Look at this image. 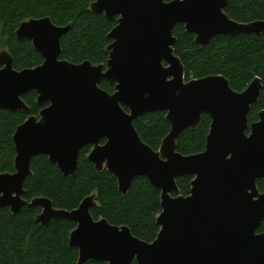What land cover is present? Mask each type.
<instances>
[{
  "label": "water",
  "instance_id": "water-1",
  "mask_svg": "<svg viewBox=\"0 0 264 264\" xmlns=\"http://www.w3.org/2000/svg\"><path fill=\"white\" fill-rule=\"evenodd\" d=\"M226 5L227 0H95L93 15L116 20L106 65L60 59L69 25L58 27L48 17L23 21L14 36L29 41L43 62L16 71L9 53L0 51V111L28 115L23 96L31 91L39 107L47 106L14 132V172L0 174V209L16 215L23 207L39 208L35 221L41 226L73 222L68 245L78 252L77 264H264V233H258L264 192L257 188L264 179V111L248 124L261 81L254 78L243 92L220 75L185 81L173 53L177 25L200 48L217 36L264 35V20L236 22ZM103 80L114 87L112 94L99 87ZM155 112L166 113L170 126L157 151L133 125ZM203 115L211 120L204 151L181 155L178 137L198 129ZM87 146V160L97 173L114 176L122 196L138 177L160 192V231L152 243L127 227L94 220V194L70 212L54 209L43 197L24 200L33 158L44 156L63 177H73ZM181 177L193 178L187 197L176 184Z\"/></svg>",
  "mask_w": 264,
  "mask_h": 264
},
{
  "label": "trees",
  "instance_id": "trees-1",
  "mask_svg": "<svg viewBox=\"0 0 264 264\" xmlns=\"http://www.w3.org/2000/svg\"><path fill=\"white\" fill-rule=\"evenodd\" d=\"M94 1L0 0V42L11 56L13 68L21 71L42 64V57L31 43L18 42L14 32L23 21L45 17L58 27L70 26L60 41L62 61L106 65V48L112 42L108 35L116 26V20L93 15L89 9ZM224 10L230 19L239 23L264 20V0H227ZM173 36L176 38L173 53L184 67L185 81L220 75L231 89L243 92L254 78L260 79L262 89L258 101L248 114L249 125L257 122L258 113L264 111V35L217 36L204 48L195 45L194 36L186 33L182 25L174 28ZM99 87L109 94L114 92L107 81H101ZM36 99L33 91L23 96L30 109L28 115L0 111V174L14 172L12 137L16 128L28 117L38 116L47 106L39 107ZM165 115L164 112L148 113L133 121L142 142L155 151L170 129ZM210 123V118L203 115L198 129L182 133L177 139V152L183 156L203 152ZM90 150L87 146L79 153L73 177H63L56 165L50 164L44 156L33 158L32 175L24 183V200L30 202L43 197L54 209L70 212L94 194L97 202V207L91 210L94 220L104 219L110 225L127 227L134 237L152 243L160 231L156 223L161 213L160 192L147 179L138 177L132 181L127 195L122 196L114 176L107 171L97 173L87 160ZM192 180V177L176 179L183 197L190 194ZM257 188L264 192V179L257 181ZM39 213V208L23 207L16 215L7 208L0 209V264H77L78 252L68 245L76 225L67 220H52L41 226L35 221ZM258 233H264V221ZM84 264L106 263L87 261Z\"/></svg>",
  "mask_w": 264,
  "mask_h": 264
},
{
  "label": "rangeland",
  "instance_id": "rangeland-1",
  "mask_svg": "<svg viewBox=\"0 0 264 264\" xmlns=\"http://www.w3.org/2000/svg\"><path fill=\"white\" fill-rule=\"evenodd\" d=\"M3 44H1V42H0V51H2V50H5V49H3Z\"/></svg>",
  "mask_w": 264,
  "mask_h": 264
}]
</instances>
